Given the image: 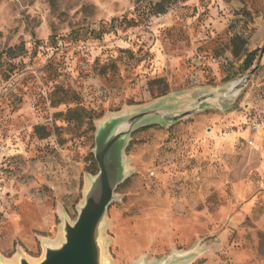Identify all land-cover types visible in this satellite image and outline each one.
<instances>
[{
  "label": "rangeland",
  "instance_id": "1",
  "mask_svg": "<svg viewBox=\"0 0 264 264\" xmlns=\"http://www.w3.org/2000/svg\"><path fill=\"white\" fill-rule=\"evenodd\" d=\"M263 43L264 0H0V263L39 262L62 216L76 219L99 123L158 102L186 110L240 80ZM261 122L264 49L230 102L133 132L109 264H264Z\"/></svg>",
  "mask_w": 264,
  "mask_h": 264
},
{
  "label": "water",
  "instance_id": "2",
  "mask_svg": "<svg viewBox=\"0 0 264 264\" xmlns=\"http://www.w3.org/2000/svg\"><path fill=\"white\" fill-rule=\"evenodd\" d=\"M261 58L262 53L253 69L226 90L201 95L186 110L171 111L163 102H158L135 112L111 116L99 123L93 150L98 172L88 179L76 219L71 222L62 216L60 241L45 243L39 262L32 263L20 254L15 262L0 264H109L104 240L106 217L117 198V189L129 177L125 151L131 134L150 124L174 125L204 109L211 100L219 104L230 102L250 81ZM186 256L172 253L158 261L142 259L136 264H181L179 261Z\"/></svg>",
  "mask_w": 264,
  "mask_h": 264
},
{
  "label": "trees",
  "instance_id": "3",
  "mask_svg": "<svg viewBox=\"0 0 264 264\" xmlns=\"http://www.w3.org/2000/svg\"><path fill=\"white\" fill-rule=\"evenodd\" d=\"M166 12V7H163L161 4H158L156 6V14L158 15H162ZM264 49V43H263V47H261L260 49H255L251 52H248L244 55L243 60L241 61V63L238 66V76L243 77L246 73H248L249 71H251L253 69V67L255 66V62L257 60V58L259 57L260 53L263 52ZM21 50V46H18L17 48H13V49H9L6 54L9 55V57L11 58H16L18 56V54L16 53L17 51ZM236 52H234L235 54ZM236 55V54H235ZM232 78H236V76H233ZM98 170V169H97ZM94 172V175L97 174Z\"/></svg>",
  "mask_w": 264,
  "mask_h": 264
},
{
  "label": "built area",
  "instance_id": "4",
  "mask_svg": "<svg viewBox=\"0 0 264 264\" xmlns=\"http://www.w3.org/2000/svg\"><path fill=\"white\" fill-rule=\"evenodd\" d=\"M252 128V131H257V130H264V122H261V123H254L252 124L251 126Z\"/></svg>",
  "mask_w": 264,
  "mask_h": 264
},
{
  "label": "bare ground",
  "instance_id": "5",
  "mask_svg": "<svg viewBox=\"0 0 264 264\" xmlns=\"http://www.w3.org/2000/svg\"><path fill=\"white\" fill-rule=\"evenodd\" d=\"M5 263V262H4Z\"/></svg>",
  "mask_w": 264,
  "mask_h": 264
}]
</instances>
